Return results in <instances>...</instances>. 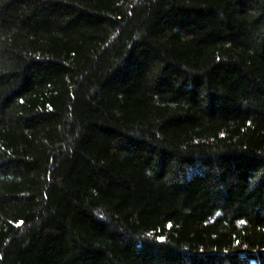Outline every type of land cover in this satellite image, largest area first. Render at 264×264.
<instances>
[{
	"label": "trees",
	"instance_id": "trees-1",
	"mask_svg": "<svg viewBox=\"0 0 264 264\" xmlns=\"http://www.w3.org/2000/svg\"><path fill=\"white\" fill-rule=\"evenodd\" d=\"M0 264H264V0H0Z\"/></svg>",
	"mask_w": 264,
	"mask_h": 264
},
{
	"label": "bare ground",
	"instance_id": "bare-ground-1",
	"mask_svg": "<svg viewBox=\"0 0 264 264\" xmlns=\"http://www.w3.org/2000/svg\"><path fill=\"white\" fill-rule=\"evenodd\" d=\"M182 174V173H181Z\"/></svg>",
	"mask_w": 264,
	"mask_h": 264
},
{
	"label": "snow or ice",
	"instance_id": "snow-or-ice-1",
	"mask_svg": "<svg viewBox=\"0 0 264 264\" xmlns=\"http://www.w3.org/2000/svg\"><path fill=\"white\" fill-rule=\"evenodd\" d=\"M22 223V222H21Z\"/></svg>",
	"mask_w": 264,
	"mask_h": 264
}]
</instances>
